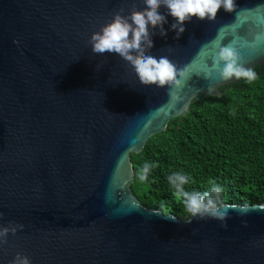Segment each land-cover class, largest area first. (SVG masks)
<instances>
[{
	"label": "water",
	"instance_id": "95a60500",
	"mask_svg": "<svg viewBox=\"0 0 264 264\" xmlns=\"http://www.w3.org/2000/svg\"><path fill=\"white\" fill-rule=\"evenodd\" d=\"M234 2L215 21H186L179 38L159 9L167 35L154 30L151 54L191 65L173 103L167 86L141 84L119 55L89 44L143 0H0V226H24L0 245V264L18 252L31 264H264V204H227L224 227L156 214L132 189L131 154L196 97L238 81L212 67L221 45L233 43L245 67L264 63V0Z\"/></svg>",
	"mask_w": 264,
	"mask_h": 264
},
{
	"label": "trees",
	"instance_id": "16d2710c",
	"mask_svg": "<svg viewBox=\"0 0 264 264\" xmlns=\"http://www.w3.org/2000/svg\"><path fill=\"white\" fill-rule=\"evenodd\" d=\"M253 69L256 80L241 78L223 86L221 96L196 97L166 131L131 154L132 189L143 205L182 220L190 217L168 182L174 172L189 177L187 191H210L214 181L224 204H264V63ZM146 162L157 166L140 181L137 173ZM153 197L165 208L151 202Z\"/></svg>",
	"mask_w": 264,
	"mask_h": 264
},
{
	"label": "clouds",
	"instance_id": "9594fccd",
	"mask_svg": "<svg viewBox=\"0 0 264 264\" xmlns=\"http://www.w3.org/2000/svg\"><path fill=\"white\" fill-rule=\"evenodd\" d=\"M143 10L133 4L130 12L125 15V9L121 8L114 13L110 22L103 25L100 31L94 32L89 40L92 52L103 55L114 53L128 62L134 69L139 82L145 86L156 85L160 88L167 86L170 101H181L180 90L183 89L191 76V65L182 68L177 67L168 56L152 55L150 49L154 47L152 35L155 29H159L161 36H166L164 24L167 23L165 15L161 14V6L168 10V14L174 18L171 28L176 31L177 38L186 30L184 24L193 17L201 20L215 21L221 7L227 12L235 10L234 0H143ZM212 67L218 70L221 80L227 82L233 77L236 80L245 79L248 83L257 78V73L252 67H245L243 57L233 43L221 45L218 53L213 58ZM146 162L138 170L140 181H146L153 167ZM169 184L174 189V195L182 200L185 210L193 218L204 220L211 218L222 222V226L229 215V209L234 206L222 202V188L214 181L210 191H187L185 185L189 183V177L180 172H174L167 177ZM241 214H246L249 208H240ZM156 214L161 213L159 210ZM191 223V221H189ZM22 224L10 222L9 226H0V245L6 244L9 234L15 235L23 229ZM10 264H31L27 255L17 253Z\"/></svg>",
	"mask_w": 264,
	"mask_h": 264
},
{
	"label": "rangeland",
	"instance_id": "374dc122",
	"mask_svg": "<svg viewBox=\"0 0 264 264\" xmlns=\"http://www.w3.org/2000/svg\"><path fill=\"white\" fill-rule=\"evenodd\" d=\"M151 202L157 203L158 205H161L163 208H165V202L161 199L158 198H151L150 199Z\"/></svg>",
	"mask_w": 264,
	"mask_h": 264
}]
</instances>
